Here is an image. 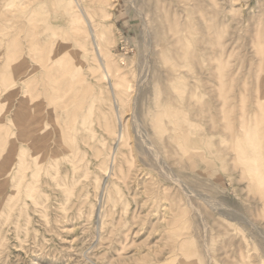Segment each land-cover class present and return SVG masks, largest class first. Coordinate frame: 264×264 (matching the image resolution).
<instances>
[{
  "label": "rangeland",
  "instance_id": "1",
  "mask_svg": "<svg viewBox=\"0 0 264 264\" xmlns=\"http://www.w3.org/2000/svg\"><path fill=\"white\" fill-rule=\"evenodd\" d=\"M0 167V264H264V0H0Z\"/></svg>",
  "mask_w": 264,
  "mask_h": 264
},
{
  "label": "bare ground",
  "instance_id": "2",
  "mask_svg": "<svg viewBox=\"0 0 264 264\" xmlns=\"http://www.w3.org/2000/svg\"><path fill=\"white\" fill-rule=\"evenodd\" d=\"M71 1H73V0H71ZM98 2V1H97ZM71 4V3H70ZM163 5H165V4H163ZM70 6V5H69ZM85 7V6H84ZM159 7V6H158ZM170 7V6H169ZM93 8H94V6H93ZM176 8V7H175ZM150 9V8H149ZM153 10V9H152ZM183 11V10H182ZM173 12H175V11H173ZM157 16V15H156ZM70 17V16H69ZM159 17V16H158ZM162 21L167 25V27L169 28V30L170 31H173L174 33H176L177 35H178V37H179V32H180V24L176 21V19H175V16L173 15V14H171L170 13V10L168 9V8H166L165 6L163 7V13H162ZM161 21V22H162ZM182 21V20H181ZM158 24V23H157ZM164 24V25H165ZM165 25V26H166ZM185 25V24H184ZM186 26V25H185ZM160 27V26H159ZM167 27H165L166 28V31H167ZM75 30H76V28H75ZM159 30H160V28H159ZM184 30H186V27H185V29H183V33H184ZM78 31V30H77ZM188 31H189V29H188ZM78 32H81V30L80 31H78ZM105 32V31H104ZM169 32V31H168ZM186 32V31H185ZM182 33V32H181ZM186 34V33H185ZM184 34V35H185ZM86 35H88V34H86ZM90 35V34H89ZM89 35H88V37H89ZM92 35V37L94 38V40H95V42L99 39V35L98 34H96V33H92L91 34ZM175 35V34H174ZM91 38V37H90ZM180 39L181 38H183V37H179ZM91 40H92V38H91ZM93 41V40H92ZM181 41V40H180ZM182 41H183V39H182ZM181 41V42H182ZM77 42V41H76ZM185 42H186V40H185ZM180 43V42H179ZM96 43H94L93 45H95ZM100 44V43H99ZM223 44V43H222ZM180 45H181V43H180ZM67 48V47H66ZM96 48H97V51L98 52H96V50H95V48H94V46H93V50H94V54H95V57H96V60H97V62L99 63V66H100V68L101 69H104L105 70V72L107 73V63L105 62L106 60L105 59H103L102 57H101V51L99 50V47H97V44H96ZM68 49V48H67ZM83 49V48H82ZM85 49V48H84ZM61 51V50H60ZM82 51V50H81ZM190 52L191 53H193V50L191 51L190 50ZM201 52H203V51H201ZM69 53V52H68ZM83 54H84V52H83ZM50 55V54H49ZM85 56V55H84ZM94 56V55H93ZM190 57V56H189ZM214 58V57H213ZM51 59V58H50ZM61 60V59H60ZM193 60V59H192ZM57 61V60H56ZM66 61H67V59H66ZM194 61V60H193ZM209 62V61H208ZM50 63V62H49ZM26 64V63H25ZM47 64H48V61H47ZM59 64V63H58ZM195 64V63H194ZM210 64V63H209ZM220 64V63H219ZM46 65V64H45ZM211 66V65H210ZM215 66H217V65H215ZM215 66H213V68H216ZM23 68V67H22ZM193 68V67H192ZM195 69V68H194ZM197 70H198V68H196ZM45 70V69H44ZM104 70H102L103 72H102V74H103V77L105 78V76H106V74L104 73ZM222 70V69H221ZM118 71V70H117ZM215 71V70H214ZM109 73H110V71H109ZM212 73V72H211ZM204 73H202V75H203ZM204 75H206V74H204ZM33 76V75H32ZM31 76V77H32ZM27 77V76H26ZM115 77V76H114ZM210 77H211V74H210ZM209 77V78H210ZM106 78H108V77H106ZM105 78V79H106ZM80 79H82V78H80ZM212 79V78H211ZM107 80V79H106ZM80 81V80H79ZM113 81V80H112ZM12 82V81H11ZM63 83V82H62ZM98 83V82H97ZM110 83V82H109ZM220 83V82H219ZM113 85H114V83H113ZM125 85V83H124V81L123 82H120L119 83V81H118V83H116V86H115V88H117V87H119V86H124ZM20 86V85H19ZM215 86V85H214ZM107 87V86H106ZM113 87V86H112ZM125 90L124 91H129L131 88H132V85H130V83H126V85H125ZM113 89V88H112ZM123 89V88H122ZM122 89H120V90H122ZM219 90V89H218ZM123 91V92H124ZM65 92V91H64ZM11 93V92H10ZM126 93V92H125ZM220 93V92H219ZM127 94V93H126ZM77 95V94H76ZM121 95V93L119 94V96ZM220 95V94H219ZM116 96V95H115ZM123 96V95H122ZM77 97V96H76ZM124 97H125V95H124ZM95 98V97H94ZM93 98V99H94ZM50 99V98H49ZM64 99V98H63ZM226 99V98H225ZM70 100V99H69ZM75 100V99H74ZM224 100V99H223ZM127 101V100H126ZM225 101V100H224ZM227 101V100H226ZM225 101V102H226ZM97 102V101H96ZM48 103H50V102H48ZM86 103V102H85ZM90 103V102H89ZM166 104V103H165ZM29 105V104H28ZM88 106V105H87ZM47 107V106H46ZM53 107V106H52ZM53 109V108H52ZM155 109V108H154ZM36 110V109H35ZM51 110V109H50ZM117 110H115V112H116ZM52 112V111H51ZM119 112V111H118ZM47 113V112H46ZM35 114H37V113H35ZM39 115V114H38ZM15 116V115H14ZM37 116V115H36ZM40 117L42 116V115H39ZM104 116V115H103ZM40 117H38V118H40ZM43 117V116H42ZM46 118V117H45ZM51 118V117H50ZM32 119V118H31ZM103 119H104V117H103ZM103 119H102V121H103ZM106 119V118H105ZM46 120V119H45ZM45 120H44V122H45ZM75 120V119H74ZM118 120V119H117ZM36 121V120H35ZM99 121V120H98ZM118 121H120V119L118 120ZM117 121V122H118ZM122 121V120H121ZM120 121V122H121ZM54 122V121H53ZM109 122V121H108ZM68 123V122H67ZM77 123H79V122H77ZM126 123V122H125ZM44 123H40V125L42 126ZM65 124V123H64ZM63 124V125H64ZM105 124H106V122H105ZM118 124H119V122H118ZM117 123H116V130H114L115 132H114V134H115V137H117V139L119 140V142L121 143L120 144V146L121 145H126V141H127V137H126V134H125V129H124V127H122L121 125H118ZM122 124V123H121ZM78 125V124H77ZM98 125V124H97ZM100 125V124H99ZM104 125V124H103ZM160 125V124H159ZM232 125V124H231ZM31 126V125H30ZM72 126V125H71ZM74 126V125H73ZM81 126V125H80ZM106 126H107V124H106ZM26 127V126H25ZM24 127V128H25ZM33 127V126H32ZM36 127V129H37V126H35ZM38 127H39V125H38ZM75 127V126H74ZM77 127V126H76ZM79 127V126H78ZM109 127V126H108ZM229 127H232V126H229ZM23 127H22V129H24ZM72 128V127H71ZM100 128V127H99ZM106 128V127H105ZM110 128V127H109ZM113 128H115L114 126H113ZM38 129H40V128H38ZM37 129V130H38ZM69 129V128H68ZM101 129V128H100ZM104 129V128H103ZM112 129V128H111ZM111 129H106L105 131H106V133L109 131V130H111ZM231 129V128H230ZM229 129V130H230ZM42 130V129H41ZM46 130V129H45ZM127 130V129H126ZM232 131H233V129H231ZM18 132V131H17ZM25 132V131H24ZM27 132V131H26ZM39 132V131H38ZM104 132V131H103ZM109 132H111V131H109ZM108 132V133H109ZM128 132V131H127ZM162 132V131H161ZM234 132H236V131H234ZM30 133V132H29ZM40 133V132H39ZM44 133V132H43ZM46 133V132H45ZM107 133V134H108ZM237 133V132H236ZM26 134H28V133H26ZM37 134V133H36ZM69 134H70V132H69ZM231 135H232V133H230ZM45 135V134H44ZM48 135V134H47ZM87 135V134H86ZM110 135V134H109ZM157 135V134H156ZM38 136V135H37ZM43 136V135H42ZM49 136V135H48ZM69 136V135H68ZM112 136H114V135H112ZM233 136V135H232ZM17 137V136H16ZM39 137H40V135H39ZM71 137V136H70ZM150 137V136H149ZM172 137V136H171ZM49 138V137H48ZM58 138V137H57ZM173 138V137H172ZM16 139V138H15ZM44 139H47V138H45L44 137ZM40 140V139H39ZM48 140V139H47ZM47 140H45V145L47 144L46 143V141ZM53 141V140H52ZM73 141V140H72ZM173 141V140H172ZM13 142V141H12ZM58 142V141H57ZM252 142V141H251ZM54 143H55V141H54ZM128 143H129V141H128ZM38 144H43V143H41V141H40V143H38ZM73 144V143H72ZM71 144V145H72ZM173 144V143H172ZM23 145V144H22ZM44 145V148H47V147H51L50 145H46L45 146ZM64 145V144H63ZM13 147H14V145H13ZM16 147V146H15ZM58 147V146H57ZM62 147V146H61ZM89 147V146H88ZM122 147V146H121ZM171 147V146H170ZM169 147V148H170ZM175 147V146H174ZM20 148V147H19ZM40 149L42 148L41 146L39 147ZM77 148V147H76ZM91 148V147H90ZM15 149V148H14ZM43 149V148H42ZM49 148H47V151H49L48 150ZM52 149V148H51ZM67 149V148H66ZM72 149H73V147H72ZM172 149V148H171ZM35 150H37L38 151V148H37V146L35 147ZM46 150V149H45ZM69 150V149H68ZM93 150V149H92ZM114 150V149H113ZM154 150V149H153ZM176 150V149H175ZM41 151V150H40ZM39 151V152H40ZM43 152V151H42ZM46 152V151H45ZM91 152H93V151H91ZM167 152H169L168 150H167ZM166 152V153H167ZM175 152V151H174ZM15 153V152H14ZM13 153V154H14ZM36 153V152H35ZM85 153H86V151H85ZM96 153V152H95ZM112 153V152H111ZM119 153V152H118ZM159 153V152H158ZM178 152H175L174 153V155L175 154H177ZM37 154V153H36ZM116 154V153H115ZM120 154V153H119ZM162 154V153H161ZM171 154V153H170ZM12 155V154H11ZM40 155V154H39ZM42 156H43V154H41ZM96 155V154H95ZM160 155V154H159ZM169 155V154H168ZM172 155V154H171ZM42 156H40L39 158H40V160L42 159L41 157ZM76 156V155H75ZM94 156V155H93ZM115 156V155H114ZM120 156V155H119ZM150 156V155H149ZM243 156V155H242ZM263 156V155H262ZM10 157V156H9ZM28 157V156H27ZM32 156H30V158H31ZM48 157V156H47ZM51 157V156H50ZM92 157V156H91ZM116 157V156H115ZM146 157V156H145ZM157 157V156H156ZM155 157V158H156ZM23 158V157H22ZM35 158V157H34ZM44 158H45V156H44ZM71 158V157H70ZM77 158V157H76ZM169 158H170V156H169ZM171 158H173V156L171 157ZM174 158H175V156H174ZM179 158H180V156H179ZM25 159V158H24ZM53 160H55L54 158H52ZM51 159V160H52ZM116 158H114V162L113 163H115V160ZM168 159V158H167ZM44 160V159H43ZM65 160V159H64ZM73 160V159H72ZM89 160V159H88ZM163 160V159H162ZM172 160V159H171ZM180 160H181V158H180ZM39 161V160H38ZM47 161H48V159H47ZM47 161H46V164H47ZM76 161H78V160H76ZM79 161H81V160H79ZM79 161H78V163H79ZM86 160H84V162H85ZM2 162V161H1ZM22 162V161H21ZM30 162H31V159H30ZM43 162V161H42ZM83 162V163H84ZM87 162V161H86ZM85 162V163H86ZM100 162V161H99ZM165 162V161H164ZM176 162H177V159H176ZM35 163V162H34ZM50 160H49V162H48V164L47 165H49L50 166ZM67 163V162H66ZM76 163V162H75ZM82 163V162H81ZM167 163V162H166ZM178 163V162H177ZM2 164V163H1ZM37 164V163H36ZM46 164H44L45 166H46ZM27 165V164H26ZM37 165H39V164H37ZM42 165V164H41ZM43 165V166H44ZM103 165V164H102ZM116 165V164H115ZM126 165V164H125ZM132 165V164H131ZM168 165V164H167ZM173 165V164H172ZM176 165V164H175ZM30 166V165H29ZM33 166V165H32ZM86 166V165H85ZM100 166V165H99ZM40 167V166H39ZM106 167V166H105ZM173 167V166H172ZM1 168V167H0ZM3 168V167H2ZM30 168V167H29ZM46 168V167H45ZM48 168V167H47ZM51 168V167H50ZM101 168V167H100ZM132 168V167H131ZM34 169V168H33ZM32 169V170H33ZM42 169V168H41ZM108 167L106 168V170H105V175L106 174H109V173H107L108 172ZM169 169V168H168ZM172 169V168H171ZM171 169H170V171H171ZM75 170V169H74ZM79 170V169H78ZM113 170V169H112ZM0 171H1V169H0ZM26 171V170H25ZM43 172H44V170H43ZM42 172V173H43ZM52 172V171H51ZM113 172H115V170L113 171ZM250 172V171H249ZM164 173V172H163ZM39 174H40V172H39ZM90 174V173H89ZM115 174V173H114ZM34 175V174H33ZM77 175V174H76ZM112 175V174H111ZM116 175V174H115ZM165 175V174H164ZM3 176V175H2ZM19 176H20V174H19ZM40 176V175H39ZM72 176V175H71ZM75 176V174L72 176V177H74ZM34 177V176H33ZM19 178H21V177H19ZM18 178V179H19ZM44 178V177H43ZM250 178H251V176H250ZM34 179V178H33ZM47 179V178H46ZM74 179V178H73ZM42 180V179H41ZM249 180H251V179H249ZM35 181V180H34ZM4 182V181H3ZM51 182H52V180H51ZM19 183H20V181H19ZM53 183V182H52ZM13 184V183H12ZM11 184V185H12ZM28 184H30V183H26V185H28ZM45 184V183H44ZM67 184V183H66ZM1 185V184H0ZM18 185V184H17ZM46 186H48V183H47V185ZM17 187V186H16ZM30 187V186H29ZM67 187H68V185H67ZM73 187V186H72ZM18 188V187H17ZM26 188V187H25ZM48 189H49V187H47ZM51 188V187H50ZM74 188V187H73ZM27 189V188H26ZM53 189V188H52ZM58 189V188H57ZM56 189V190H57ZM32 190V189H31ZM59 190H60V188H59ZM62 190V189H61ZM65 190V189H64ZM70 190V189H69ZM73 190V189H72ZM22 191V190H21ZM27 191V190H26ZM34 191V190H33ZM48 191V190H47ZM50 191V190H49ZM54 192V191H53ZM63 192V191H62ZM12 193H14L13 191H12ZM28 193H30L29 191H28ZM33 193V192H32ZM56 193V192H55ZM24 194H26L25 193V191H24ZM40 194V193H39ZM57 194V193H56ZM52 196H54V195H52ZM29 197H31V196H29ZM36 198V197H35ZM30 199V198H29ZM262 199V198H261ZM28 200V199H27ZM32 200V199H31ZM33 200H34V198H33ZM39 202V201H38ZM34 203H36V202H34ZM60 204V203H59ZM140 204V203H139ZM58 205V204H57ZM62 205V204H61ZM64 205H65V203H64ZM99 213V212H98ZM97 213V214H98ZM99 215V214H98ZM2 222V221H1ZM3 223V222H2ZM8 225V224H7ZM7 232V231H6Z\"/></svg>",
  "mask_w": 264,
  "mask_h": 264
},
{
  "label": "crops",
  "instance_id": "3",
  "mask_svg": "<svg viewBox=\"0 0 264 264\" xmlns=\"http://www.w3.org/2000/svg\"><path fill=\"white\" fill-rule=\"evenodd\" d=\"M123 24V23H122Z\"/></svg>",
  "mask_w": 264,
  "mask_h": 264
}]
</instances>
